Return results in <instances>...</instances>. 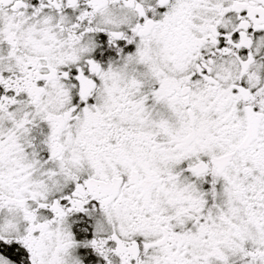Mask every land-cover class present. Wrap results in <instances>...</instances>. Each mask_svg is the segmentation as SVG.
<instances>
[{
    "label": "snow or ice",
    "instance_id": "6c2138e0",
    "mask_svg": "<svg viewBox=\"0 0 264 264\" xmlns=\"http://www.w3.org/2000/svg\"><path fill=\"white\" fill-rule=\"evenodd\" d=\"M0 264H264V0H0Z\"/></svg>",
    "mask_w": 264,
    "mask_h": 264
}]
</instances>
